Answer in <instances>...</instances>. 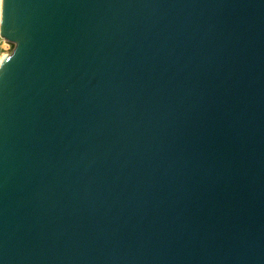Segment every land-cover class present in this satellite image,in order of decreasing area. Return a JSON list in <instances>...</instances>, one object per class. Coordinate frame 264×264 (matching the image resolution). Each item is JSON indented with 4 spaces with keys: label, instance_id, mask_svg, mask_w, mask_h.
<instances>
[{
    "label": "water",
    "instance_id": "water-1",
    "mask_svg": "<svg viewBox=\"0 0 264 264\" xmlns=\"http://www.w3.org/2000/svg\"><path fill=\"white\" fill-rule=\"evenodd\" d=\"M0 264H264V0H0Z\"/></svg>",
    "mask_w": 264,
    "mask_h": 264
},
{
    "label": "rangeland",
    "instance_id": "rangeland-1",
    "mask_svg": "<svg viewBox=\"0 0 264 264\" xmlns=\"http://www.w3.org/2000/svg\"><path fill=\"white\" fill-rule=\"evenodd\" d=\"M1 40V39H0ZM0 44H2V41H0ZM13 48V44L11 42L3 44V47L0 45V56L2 55H8Z\"/></svg>",
    "mask_w": 264,
    "mask_h": 264
},
{
    "label": "bare ground",
    "instance_id": "bare-ground-1",
    "mask_svg": "<svg viewBox=\"0 0 264 264\" xmlns=\"http://www.w3.org/2000/svg\"><path fill=\"white\" fill-rule=\"evenodd\" d=\"M8 55H2V56H0V67L5 62V60L7 59Z\"/></svg>",
    "mask_w": 264,
    "mask_h": 264
},
{
    "label": "built area",
    "instance_id": "built-area-1",
    "mask_svg": "<svg viewBox=\"0 0 264 264\" xmlns=\"http://www.w3.org/2000/svg\"><path fill=\"white\" fill-rule=\"evenodd\" d=\"M0 39H1L0 41H2V44H0V45H1V47H3V44H5V43H6V44H7V43H9L8 41L4 40V39H3V38H1V37H0Z\"/></svg>",
    "mask_w": 264,
    "mask_h": 264
},
{
    "label": "snow or ice",
    "instance_id": "snow-or-ice-1",
    "mask_svg": "<svg viewBox=\"0 0 264 264\" xmlns=\"http://www.w3.org/2000/svg\"><path fill=\"white\" fill-rule=\"evenodd\" d=\"M2 2L4 3V0H2Z\"/></svg>",
    "mask_w": 264,
    "mask_h": 264
}]
</instances>
